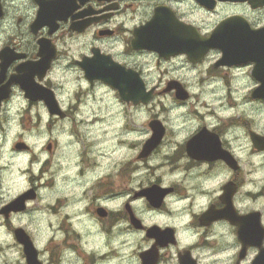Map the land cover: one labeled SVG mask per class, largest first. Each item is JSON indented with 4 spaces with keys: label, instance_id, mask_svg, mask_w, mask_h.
I'll list each match as a JSON object with an SVG mask.
<instances>
[{
    "label": "clouds",
    "instance_id": "obj_1",
    "mask_svg": "<svg viewBox=\"0 0 264 264\" xmlns=\"http://www.w3.org/2000/svg\"><path fill=\"white\" fill-rule=\"evenodd\" d=\"M158 10L204 44L230 24L264 37V0H0V264H264L258 62L134 46ZM27 65L39 94L12 82Z\"/></svg>",
    "mask_w": 264,
    "mask_h": 264
},
{
    "label": "flooded vegetation",
    "instance_id": "obj_2",
    "mask_svg": "<svg viewBox=\"0 0 264 264\" xmlns=\"http://www.w3.org/2000/svg\"><path fill=\"white\" fill-rule=\"evenodd\" d=\"M68 11L67 4L63 6L62 10L59 13L52 14V19L56 17H62ZM51 20L45 22H51ZM39 24V23H38ZM214 35L207 44H204L197 40L195 37L190 34L184 33L182 30L173 29L170 25L169 18L167 14L163 10H158L157 19L154 21L152 25H150L147 29L142 30L137 33V39L135 41L134 46L136 47H149L155 48L161 51L162 54H168L170 52L183 50L188 51L189 56L192 59L198 58L201 54L204 47L211 45L216 47H221L225 50V57L233 56V54H237L242 58V53L250 55V57L257 59L258 68L263 77L261 80H264V37L257 39L258 46L253 44V39L255 37L246 36L243 33V29L240 28L236 24H231L227 26H223L220 31H218ZM233 40H239L237 44L230 43ZM242 41L245 42L242 45ZM246 41L250 42L247 43ZM242 50L244 52H242ZM42 54L51 55V49L48 46L44 45V52ZM0 59H4V65L10 62L11 54H7L6 57H0ZM91 68L96 69H105L109 70V73L112 75L114 80L119 81V76L115 70L109 69L104 65L103 62H95L91 66ZM42 70V65H27L18 71H23L25 73L23 78L17 79L13 78L12 82L18 83H31V74ZM129 89H134L135 85L133 82H128ZM7 93V89L0 90V97L5 96ZM190 151L194 155H211L214 150V144L211 138L201 137L190 144ZM229 210H226L225 213L221 215L228 214ZM234 219V218H233ZM234 222L241 224V237H242V226H244L247 232L251 235L250 242L254 241L257 235V228L255 223V217H250L245 221H235ZM147 264V262H146Z\"/></svg>",
    "mask_w": 264,
    "mask_h": 264
},
{
    "label": "water",
    "instance_id": "obj_3",
    "mask_svg": "<svg viewBox=\"0 0 264 264\" xmlns=\"http://www.w3.org/2000/svg\"><path fill=\"white\" fill-rule=\"evenodd\" d=\"M65 5H66V3H59V4H57L55 6H52V7H42L41 19H40V21H38V23L51 20V18L53 16L52 14L59 13L62 10L63 6H65ZM215 35H219V34H215ZM238 42H239V40H233L230 43L237 44ZM43 52H44V45H42V53ZM250 59H255V58H248L246 55H243V54H242V58H241L239 55L233 54V56H228V57L226 56L224 62H226V63L227 62L240 63V62H244V61H247V60H250ZM89 71L91 73H93V74L104 75V76H111L112 77V75L109 73V70L96 69V68L89 67ZM21 84H22L23 87H25V88H27L29 90V93L30 94H39V89L34 88V86H32L31 83H21ZM257 94L258 95H264V89H262ZM249 235H251V234H249L247 232L246 228L244 226H242V239H245L246 241L250 242L249 241L250 240V236Z\"/></svg>",
    "mask_w": 264,
    "mask_h": 264
}]
</instances>
